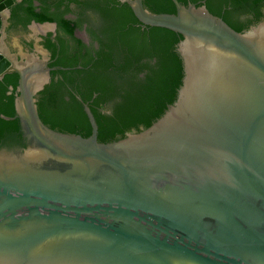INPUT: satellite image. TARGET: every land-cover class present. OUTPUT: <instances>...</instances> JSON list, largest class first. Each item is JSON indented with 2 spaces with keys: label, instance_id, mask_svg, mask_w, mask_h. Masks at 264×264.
<instances>
[{
  "label": "water",
  "instance_id": "1",
  "mask_svg": "<svg viewBox=\"0 0 264 264\" xmlns=\"http://www.w3.org/2000/svg\"><path fill=\"white\" fill-rule=\"evenodd\" d=\"M21 1L0 0V80L19 76L26 142L0 154V264H264V20L237 33L205 1L153 14L143 0H119L143 26L182 36L184 77L150 127L103 144L87 105L88 138L40 120L46 53H21L11 37L20 64L3 42Z\"/></svg>",
  "mask_w": 264,
  "mask_h": 264
},
{
  "label": "trees",
  "instance_id": "2",
  "mask_svg": "<svg viewBox=\"0 0 264 264\" xmlns=\"http://www.w3.org/2000/svg\"><path fill=\"white\" fill-rule=\"evenodd\" d=\"M177 1L197 7L205 1L207 11L237 33L264 20V0ZM72 4L75 20L67 17ZM142 5L153 14L176 12L172 0H143ZM87 11L99 19L89 18ZM11 20L13 28L23 31L31 22H53L58 27L56 42L45 43L56 69L36 103L40 120L53 131L88 138L91 126L83 109L87 105L97 125V141H118L150 127L177 99L184 77L177 52L182 36L143 26L126 2L22 0L11 8ZM84 23L97 42L96 50L74 36ZM18 79L12 73L0 80V146L25 147L15 112Z\"/></svg>",
  "mask_w": 264,
  "mask_h": 264
},
{
  "label": "flooded vegetation",
  "instance_id": "3",
  "mask_svg": "<svg viewBox=\"0 0 264 264\" xmlns=\"http://www.w3.org/2000/svg\"><path fill=\"white\" fill-rule=\"evenodd\" d=\"M16 4V3H14ZM14 4L10 7V17L8 19H6V23L7 25H4V40L3 42L5 43L6 48L5 49L9 52L10 54V58L14 61H17L20 64H24V62L26 61V58L22 57L21 53H25L26 55H34L40 59H42V54L40 52L37 51V47H40L41 50L45 51L46 53V69H49V75L51 74V72L54 71V69H56V67H52L51 64L53 62V60H51L52 57V52L49 51L46 47H45V43L47 42V39H50L52 43L56 42V37L59 35L57 32V25L55 24V30L54 32H52V30H48L45 32V35H40V36H36L34 37V32L32 30L29 29V26L31 25V23L28 25L26 31H23L21 29L18 28H13L12 27V20H11V8L14 6ZM72 8V12L67 15L68 18L71 19H76L77 16L73 13L76 8L73 6V4L70 6ZM87 15L89 18L91 19H99L97 15H94L93 12L91 11H87ZM53 23V22H52ZM98 25V22H97ZM88 29V24L84 23L81 25L80 28H77L74 32V36L75 38L79 39L81 41V43L86 46V47H90L92 46L93 49H97L98 45L97 42L95 40L92 39V37L90 36L89 32L87 31ZM95 32H97V30H95ZM29 33V36H27V34ZM50 35V36H49ZM11 37H15L16 38V42L18 43V45L21 47V53L16 50V48L10 46L12 44L10 38ZM11 43V44H10ZM30 44V46H29ZM58 45V43H57ZM40 53V54H38ZM56 53H58V50L56 51ZM50 80H51V75H50ZM49 80V83H50ZM48 83V84H49ZM39 95L37 94V96L35 97L36 99V103L38 100ZM23 139V144L26 146V142L24 137L22 136ZM25 147H22L19 144L16 143H12V145L10 147H6V146H0V154L2 153H10V152H16V151H21L23 150Z\"/></svg>",
  "mask_w": 264,
  "mask_h": 264
}]
</instances>
